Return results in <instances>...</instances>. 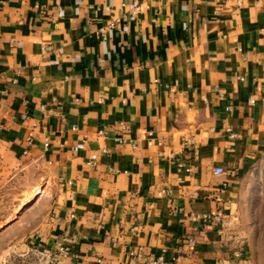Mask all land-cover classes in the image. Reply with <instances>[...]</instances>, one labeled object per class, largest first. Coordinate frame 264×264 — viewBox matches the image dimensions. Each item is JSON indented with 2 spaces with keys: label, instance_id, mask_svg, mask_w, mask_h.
<instances>
[{
  "label": "crops",
  "instance_id": "1",
  "mask_svg": "<svg viewBox=\"0 0 264 264\" xmlns=\"http://www.w3.org/2000/svg\"><path fill=\"white\" fill-rule=\"evenodd\" d=\"M262 167L264 0H0V264H238Z\"/></svg>",
  "mask_w": 264,
  "mask_h": 264
},
{
  "label": "rangeland",
  "instance_id": "2",
  "mask_svg": "<svg viewBox=\"0 0 264 264\" xmlns=\"http://www.w3.org/2000/svg\"><path fill=\"white\" fill-rule=\"evenodd\" d=\"M253 175L259 181L252 185L253 207L249 213L254 229L248 234L246 248L249 260L253 259V264H264V167L255 170ZM41 187L35 170L30 168L18 174L15 179H11L5 186H1L0 226L19 217L29 222L36 212L43 210L44 203L38 198L41 195ZM35 191H38L37 194H34Z\"/></svg>",
  "mask_w": 264,
  "mask_h": 264
},
{
  "label": "built area",
  "instance_id": "3",
  "mask_svg": "<svg viewBox=\"0 0 264 264\" xmlns=\"http://www.w3.org/2000/svg\"><path fill=\"white\" fill-rule=\"evenodd\" d=\"M124 6V4H122ZM132 15H131V19L134 18V14L136 12H138L139 10V7L138 6H132ZM105 9L109 10V7H105ZM116 21L115 22H112L111 24H109L108 28L109 29H112L113 26L115 25ZM104 32V29H100L98 31V33H103ZM248 103L250 105H254L255 101L254 99L250 98L248 100ZM231 110V107L228 106L225 108V111H229ZM234 137V136H232ZM150 145V143H149ZM213 173L215 175H222L224 174V170L222 168H216ZM200 222L204 223V224H208V223H216V224H219L220 227L223 229L224 226L226 225L227 223V220L225 219V217L219 215V214H214V215H205L203 216L202 218L199 219ZM188 244L189 245H192L193 242L192 240H188ZM58 251L59 253H61L63 256L65 255V250L62 248V247H59L58 248ZM233 258L237 261V263H246L247 260H248V251L244 248V247H240V248H237L234 253H233ZM97 264H102V260L98 259L97 260ZM145 264H172L171 262L169 261H166L162 256L161 257H158V258H155V259H152V260H145ZM216 264H222L221 262H217Z\"/></svg>",
  "mask_w": 264,
  "mask_h": 264
},
{
  "label": "bare ground",
  "instance_id": "4",
  "mask_svg": "<svg viewBox=\"0 0 264 264\" xmlns=\"http://www.w3.org/2000/svg\"><path fill=\"white\" fill-rule=\"evenodd\" d=\"M37 192H38V191H35V193H34V194H37Z\"/></svg>",
  "mask_w": 264,
  "mask_h": 264
}]
</instances>
